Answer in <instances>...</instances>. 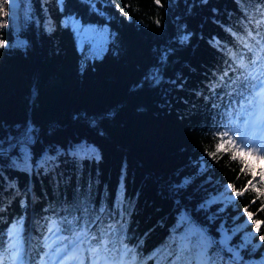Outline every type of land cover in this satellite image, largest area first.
Returning a JSON list of instances; mask_svg holds the SVG:
<instances>
[{"label": "trees", "instance_id": "16d2710c", "mask_svg": "<svg viewBox=\"0 0 264 264\" xmlns=\"http://www.w3.org/2000/svg\"><path fill=\"white\" fill-rule=\"evenodd\" d=\"M10 1L0 257L10 264L13 224L25 264H39L49 227L70 235L65 221L87 220L122 229L134 264H173L177 253L185 264H264V163L230 143L216 149L230 105L233 127L258 114L246 105L237 119L227 83L239 75L232 54L264 44V0Z\"/></svg>", "mask_w": 264, "mask_h": 264}, {"label": "snow or ice", "instance_id": "6c2138e0", "mask_svg": "<svg viewBox=\"0 0 264 264\" xmlns=\"http://www.w3.org/2000/svg\"><path fill=\"white\" fill-rule=\"evenodd\" d=\"M4 2L7 3L8 0H4ZM155 3L159 5L160 0H155ZM121 11L123 12V9ZM249 35L251 34L249 33ZM259 43L257 41V44ZM4 46H6L5 42L0 40V47ZM244 47L247 52L252 53V56L248 58L245 55L232 54L233 64L235 65L232 71H239V75L232 78L227 83V87L231 88L232 93H235L240 98L241 108L240 112L237 113V119L246 115V105L255 106L258 109V114L254 119H244L242 126L233 127L237 124V120L233 119L230 105L229 109L224 112V117H227L228 121L226 125L228 130L217 133L220 143H217L216 149L220 151L222 144L230 143L246 155L261 154L258 158L264 159V44H260L258 50L254 45L245 44ZM225 76H227V72H225ZM220 79L223 84L224 77ZM232 93H228V95L231 96ZM232 102L234 103V101ZM247 115L250 116V114ZM225 137H227V140L224 139ZM229 150L227 148L224 149V151ZM210 155L215 158V153H210ZM231 159H237V157L233 155ZM240 159L243 163V157H240ZM249 167L251 166L249 165ZM243 171L244 169L242 168L241 172ZM260 176L261 179H264V169L261 170ZM228 187H233L235 191L234 186L229 185ZM239 194L237 193V195ZM105 211L106 209L101 207L100 212L104 213ZM248 215L249 220L256 225V231L259 232L262 222L253 220L251 213ZM96 220H99V217ZM96 220L92 221V223L95 224ZM64 223L69 225L67 231H70V235L61 234L66 231L65 229L49 227L48 231L56 235L52 243L45 242L44 247L48 251H45L43 256L40 257L39 264H82L80 257L85 250L95 257L93 264H134V254L131 260L126 259L133 250L128 249L119 239L122 229L114 228L110 224L105 232H97L89 226L87 220L83 224H74L72 221H65ZM21 231L22 229L17 224H13L6 233L9 238L8 253L10 254V264H25L22 252V238L20 236ZM45 240L47 241V238ZM259 241L264 242V234L259 235ZM249 242L251 241L249 240ZM117 245L119 246L117 247ZM113 252L118 254L119 259L111 255ZM176 255L177 258L173 261V264H185L183 255L180 253ZM0 264H9V257H0ZM208 264H214V262L209 259Z\"/></svg>", "mask_w": 264, "mask_h": 264}, {"label": "rangeland", "instance_id": "374dc122", "mask_svg": "<svg viewBox=\"0 0 264 264\" xmlns=\"http://www.w3.org/2000/svg\"><path fill=\"white\" fill-rule=\"evenodd\" d=\"M23 11L25 12V8H23ZM11 1L8 0L7 3L4 2V0H0V24L7 26L8 24L11 23ZM7 13V15H5ZM6 21V23H5ZM102 42V41H101ZM20 43H23V39L20 40ZM261 154H254V155H247L248 158L252 161L255 162L256 164H262L264 163V159H259L258 156ZM258 167V165H257ZM229 185H226L224 187L225 193L227 195L232 192L229 190L230 187ZM90 256L87 254L81 255L80 259L82 260V264H93V260H90Z\"/></svg>", "mask_w": 264, "mask_h": 264}]
</instances>
